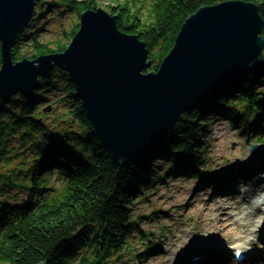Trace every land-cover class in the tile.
Returning <instances> with one entry per match:
<instances>
[{
	"label": "trees",
	"instance_id": "trees-1",
	"mask_svg": "<svg viewBox=\"0 0 264 264\" xmlns=\"http://www.w3.org/2000/svg\"><path fill=\"white\" fill-rule=\"evenodd\" d=\"M224 1L228 0H117L109 12L117 16L123 32L146 42L151 70H158L184 21L199 8ZM246 1L257 3L264 18V0ZM102 2L40 0L35 15L56 6L50 18L58 21L59 35L45 37L34 17L14 48L15 59L65 51L80 29L81 14L101 8ZM67 13L77 20L64 28L60 22ZM21 48L27 51L22 56ZM261 83L264 50L260 65L218 86L183 114L147 155L125 164L113 159L95 132L63 68L41 77L29 97H0V264H84L98 258L122 264L131 250L129 238L140 232L141 216L135 218L134 205L156 187L155 179L163 182L179 171L202 183L207 179L203 170L193 169L205 160L199 130L210 123V112L225 114L240 123L242 134L264 142ZM47 100L53 106L50 112L45 111ZM156 159L165 164L157 166ZM215 184L219 188L223 180ZM145 255L135 256L141 262Z\"/></svg>",
	"mask_w": 264,
	"mask_h": 264
},
{
	"label": "water",
	"instance_id": "water-1",
	"mask_svg": "<svg viewBox=\"0 0 264 264\" xmlns=\"http://www.w3.org/2000/svg\"><path fill=\"white\" fill-rule=\"evenodd\" d=\"M40 0H0V97H29L39 79L63 68L95 132L113 159L147 155L180 117L210 92L261 63L264 18L257 3L203 6L182 24L158 70L146 42L123 32L117 16L99 8L81 14L65 51L15 60L14 48ZM48 106L45 111H52ZM254 144L251 152L260 154ZM45 264V263H40ZM84 264H106L103 258Z\"/></svg>",
	"mask_w": 264,
	"mask_h": 264
},
{
	"label": "rangeland",
	"instance_id": "rangeland-1",
	"mask_svg": "<svg viewBox=\"0 0 264 264\" xmlns=\"http://www.w3.org/2000/svg\"><path fill=\"white\" fill-rule=\"evenodd\" d=\"M116 1L103 0L101 8L109 11ZM36 10L39 12L38 6ZM56 11L53 5L47 12L35 15L37 19L34 25L42 27V34L47 38L55 39L59 35L56 27L58 21L50 18ZM74 17L67 13L60 23L68 28L69 22L77 20ZM18 51L19 54L27 52L25 48ZM263 86L264 83H261L260 87ZM48 98L53 100L52 97ZM50 100L45 105L50 104ZM208 117L210 123L199 130L204 136L205 160L193 169L203 170L207 179L202 183L194 176H185L184 171L171 174L163 182L156 178V187L147 193V198L134 205L135 218L141 216L138 223L140 232L129 238L131 250L123 258L122 264H192L190 258L195 253H204L206 259H213L216 251L211 241L218 242L217 250L224 249L223 244L235 243L236 239L246 236V229H253L255 220H259L257 216L260 211L255 220L252 219L253 215L248 217V214L255 211L251 208L253 205L255 207L264 200V173L261 170L251 179L248 177L257 158L251 153V147L254 144L261 147L258 159L264 162V143L259 136L247 137L242 134L239 131L240 123L233 122L225 114L210 112ZM156 161L157 166L165 164L160 159ZM242 169H245L243 176L233 181L231 175ZM217 179L223 180L219 188L215 184ZM214 200L218 205H224L223 210L210 205ZM260 206L264 209V205ZM202 218L209 224L216 220L221 224L219 227L214 225L211 230L208 224L204 229ZM236 227L238 229L234 234ZM255 248L257 253L246 259L245 264H264V236L258 240ZM139 253H146L149 257H141L140 262L135 256Z\"/></svg>",
	"mask_w": 264,
	"mask_h": 264
},
{
	"label": "bare ground",
	"instance_id": "bare-ground-1",
	"mask_svg": "<svg viewBox=\"0 0 264 264\" xmlns=\"http://www.w3.org/2000/svg\"><path fill=\"white\" fill-rule=\"evenodd\" d=\"M252 153V152H251ZM253 154V153H252ZM254 155V154H253ZM264 162H262V160L261 159H258V161H254V163L252 164V167H251V171L249 172L250 174H249V177H248V179H251V177H253V176H255L256 174H258L262 169H264V164H263ZM254 186H255V184H254ZM262 188H264V186H262ZM250 190H252V188H250ZM212 207L213 206H216L217 208H218V206L221 208H218L219 210H223L222 208L224 207V205H218L217 204V202H216V200H214L211 204H210ZM261 204H256L255 205V207H254V205L251 207V208H253L255 211L253 212V211H250V213L248 214V217L249 216H252L253 215V220H255L256 219V216H257V212L258 211H260L262 208H261V206H260ZM262 205H264V202H263V204ZM257 210V211H256ZM253 212V213H252ZM208 215H210V213L208 212ZM258 218L260 217H262L259 221H258V223L264 218V216H261V215H259V216H257ZM201 221H202V223H203V228L204 229H207V225L209 224L208 222H207V220L205 219V218H202L201 219ZM220 224H221V221H214V222H211L210 224H209V228H210V230L213 228V226L214 225H217V227H219L220 226ZM238 229V227H236V228H234V234H235V231ZM246 232H248V234H246V236L244 235V236H242V237H240V238H238V239H236V244H232V246L234 245V246H238V245H244V244H247L248 245V249H254V247H255V241L254 242H252V243H249L248 242V239H247V237L249 236V235H252L253 234V232H254V230H252L250 227H248L247 229H246ZM259 236H261V235H258L257 236V238L259 237ZM264 236V235H263ZM203 242H201V244H202ZM204 244V243H203ZM225 245H231V244H224V246ZM203 246V245H202ZM214 251H216V255H215V258H213V259H211V262H212V264H230L232 261H233V258H234V262H235V256L233 257L232 255H231V253L229 252V251H227V250H225V249H221V250H214ZM221 252V253H220ZM146 256V259L149 257V255H145ZM192 257V256H191ZM205 256H203V258H199V259H197V260H193L191 263L192 264H210V262H208L207 261V259L206 258H204ZM245 263V261H243L241 264H244ZM190 264V263H189Z\"/></svg>",
	"mask_w": 264,
	"mask_h": 264
},
{
	"label": "clouds",
	"instance_id": "clouds-1",
	"mask_svg": "<svg viewBox=\"0 0 264 264\" xmlns=\"http://www.w3.org/2000/svg\"><path fill=\"white\" fill-rule=\"evenodd\" d=\"M232 2H235V0H232ZM261 41H264V40H261ZM258 215L264 216V209H261ZM197 259L199 258L198 257L194 258V260H197Z\"/></svg>",
	"mask_w": 264,
	"mask_h": 264
}]
</instances>
